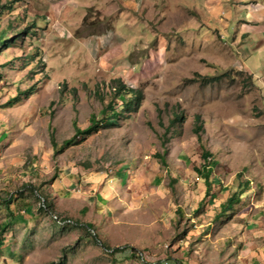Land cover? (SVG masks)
Listing matches in <instances>:
<instances>
[{
	"label": "rangeland",
	"instance_id": "rangeland-1",
	"mask_svg": "<svg viewBox=\"0 0 264 264\" xmlns=\"http://www.w3.org/2000/svg\"><path fill=\"white\" fill-rule=\"evenodd\" d=\"M241 7L0 0V264H264V22L236 42Z\"/></svg>",
	"mask_w": 264,
	"mask_h": 264
},
{
	"label": "trees",
	"instance_id": "trees-1",
	"mask_svg": "<svg viewBox=\"0 0 264 264\" xmlns=\"http://www.w3.org/2000/svg\"><path fill=\"white\" fill-rule=\"evenodd\" d=\"M84 19H86L84 17ZM1 35V34H0ZM8 39H3V43L7 42ZM251 76V75H249ZM116 89V96L120 97L122 95H127L130 94L131 98H136V97H140L141 96V92H139L137 89L133 88V87H126L125 85H120L118 86ZM122 107H121V111L122 110H126L127 106H132V99L129 100H123L121 103ZM109 107L105 108L103 111V115H102V119L100 120H96L94 117L91 118L90 123L84 128V129H80L79 127L76 128L75 134L79 135L80 133H86L89 134L93 131H96L100 128L101 124H106V125H110L113 124L114 121L112 120L113 118L116 119L119 116V112H116V108L115 106L108 105ZM202 129L201 125L196 124L194 127V130L196 133H198V137H200V130ZM66 143L69 142V140H65ZM202 156H203V160L204 162L210 157V153L207 150H203L202 151ZM216 161L214 160H209L208 163L204 166H202L200 169H197L198 172H200V174L204 177L205 180H207L208 175H209V171L211 168V166L215 165ZM56 173H54L53 175H55ZM247 186V185H246ZM36 191H38L35 188ZM12 199V195L10 194L8 196V198L6 199V202L9 203L10 200ZM236 202H239V197L236 195H231L230 197L227 198V200L225 201V203H223L221 211L225 212V211H229L232 210V205ZM43 207H46L45 203L43 205ZM66 223V222H64ZM67 224V223H66ZM86 227L88 229L92 228L91 224H86ZM5 230V225L2 227H0V243L3 241V238H1V235L3 234V231ZM115 250V249H114ZM113 250V251H114Z\"/></svg>",
	"mask_w": 264,
	"mask_h": 264
},
{
	"label": "crops",
	"instance_id": "crops-1",
	"mask_svg": "<svg viewBox=\"0 0 264 264\" xmlns=\"http://www.w3.org/2000/svg\"><path fill=\"white\" fill-rule=\"evenodd\" d=\"M236 2V6L237 7H241V6H245L247 4H249V7L247 9V11H245L242 7L241 9L244 10L243 15L238 19V21L241 23V27L239 28V33L235 36V41L237 42V37L240 36V38L245 39L248 38L249 33H252L253 30H255L256 28L253 29V27L258 26L259 22H264V20H256L255 17L256 15L251 12L249 9L251 8L252 4H255L257 7H262V4H260L257 1H254L253 3H248L245 2L243 0H235ZM242 2V3H241ZM241 3V5H239ZM246 9V8H245ZM124 12V11H123ZM125 13V12H124ZM263 32H264V28H263ZM239 38V37H238ZM234 39V38H233ZM233 39L231 40V42L233 41ZM234 41V42H235ZM262 45H264V43H262ZM239 55V54H238ZM240 61H241V57L239 56ZM245 61V60H244ZM243 63V61H242ZM246 66V65H245ZM246 69L249 71V73L251 72L247 66ZM253 74V73H252ZM254 76V75H253Z\"/></svg>",
	"mask_w": 264,
	"mask_h": 264
}]
</instances>
